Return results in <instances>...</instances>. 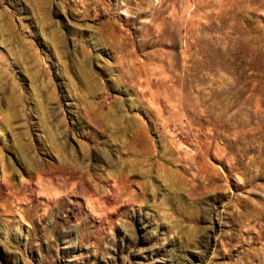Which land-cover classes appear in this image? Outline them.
I'll return each instance as SVG.
<instances>
[{"label": "rangeland", "instance_id": "374dc122", "mask_svg": "<svg viewBox=\"0 0 264 264\" xmlns=\"http://www.w3.org/2000/svg\"><path fill=\"white\" fill-rule=\"evenodd\" d=\"M0 264H264V0H0Z\"/></svg>", "mask_w": 264, "mask_h": 264}, {"label": "built area", "instance_id": "2783aa9c", "mask_svg": "<svg viewBox=\"0 0 264 264\" xmlns=\"http://www.w3.org/2000/svg\"><path fill=\"white\" fill-rule=\"evenodd\" d=\"M168 127L170 135H172V138L175 141L183 145V147L188 150L193 149V145L195 143V132L189 123L183 121L172 122Z\"/></svg>", "mask_w": 264, "mask_h": 264}]
</instances>
